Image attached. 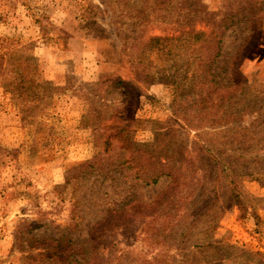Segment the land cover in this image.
Returning <instances> with one entry per match:
<instances>
[{
  "label": "rangeland",
  "instance_id": "374dc122",
  "mask_svg": "<svg viewBox=\"0 0 264 264\" xmlns=\"http://www.w3.org/2000/svg\"><path fill=\"white\" fill-rule=\"evenodd\" d=\"M238 1L202 0L207 15L189 21L153 12L156 0H0V264H30L72 216L101 264H264V20L228 92L250 34L234 21L219 71L229 95L210 99L180 86L197 62L184 35L148 44L193 25L209 35ZM202 112L222 117L202 129L204 185L174 198L167 180L146 187L119 164L130 140L154 141L174 113L185 134ZM96 160L108 171H86Z\"/></svg>",
  "mask_w": 264,
  "mask_h": 264
},
{
  "label": "trees",
  "instance_id": "16d2710c",
  "mask_svg": "<svg viewBox=\"0 0 264 264\" xmlns=\"http://www.w3.org/2000/svg\"><path fill=\"white\" fill-rule=\"evenodd\" d=\"M156 1V4H153V12L161 11L162 8L168 11V9L172 8V12L178 11L180 13L178 16L179 19L187 17L189 21L193 11L196 14L201 12L203 15H207L206 6L202 0ZM137 18L142 19L140 15ZM236 19H238V22L245 21L247 23L250 34L244 44L236 51L230 65L228 76H231L230 80L232 82H230V90L227 91L231 92V88L237 85V82L239 83L243 80L242 73L239 69L240 63L247 55L252 44L255 42L254 38H256V35L262 28V22L264 20V0L238 1V10L230 9L220 21H214L215 24L213 25L215 28H213V31L209 35L206 31L198 30L193 25L187 31H181L178 36H150L148 44L152 47H159L177 37L178 39H182L181 37L184 35L187 38L186 42L190 45L192 44L193 51H196L197 62H195V66L191 70V76L186 78L182 84L180 83V86L191 87L192 91L194 90L198 93V96L202 100H204L203 98L210 99V96L213 94L224 96V94H227L226 89L229 86H225L226 84L219 80L221 78L219 71H221V65L223 63L225 37ZM211 20L216 19L212 17ZM0 74L5 77L2 80L4 83L7 80L9 86L6 70H3ZM7 81L6 87H8ZM202 113L198 114L199 118L191 122L184 120L185 124L182 127L185 130V134L174 129V121L176 120L172 119L177 116L174 113V118L172 117L168 122V128L165 129L163 134H159L163 137L158 135L154 141L140 145L130 140L126 145L131 151L119 164L124 170H127L129 177L136 183H140L146 187L155 186L163 180H167L164 191H168L174 198L181 194L185 187L191 189L196 184L204 185L206 181L204 157L206 146L202 144L204 135L202 129L210 123L208 119H210L209 121L212 124H216L221 121L222 117L219 114H215L212 117L213 114L207 112ZM188 132H194L192 147L190 148L186 142L188 135H190ZM165 138L167 140L163 143L162 141ZM97 161L86 164L84 167L86 171L96 169L100 173L107 172V168L111 164L110 166H104L103 163L102 166H98L100 162ZM217 169L220 171L219 167ZM187 171H189V175H187ZM191 175L192 177L190 178ZM181 181L184 183L181 184ZM163 198L165 199L166 196L160 199L162 202L164 201ZM155 201H157V198ZM78 228L79 223L76 221L75 216H72V221L67 229L68 233L60 238H50L51 243L44 244L42 246L44 251L39 252L30 264H101L95 234L89 235L86 240H82L80 236H76Z\"/></svg>",
  "mask_w": 264,
  "mask_h": 264
}]
</instances>
